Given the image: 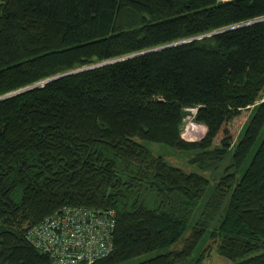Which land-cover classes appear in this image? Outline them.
<instances>
[{"label":"trees","instance_id":"trees-1","mask_svg":"<svg viewBox=\"0 0 264 264\" xmlns=\"http://www.w3.org/2000/svg\"><path fill=\"white\" fill-rule=\"evenodd\" d=\"M263 91L264 0H0V264H52L29 230L66 205L115 211L94 264H264Z\"/></svg>","mask_w":264,"mask_h":264},{"label":"built area","instance_id":"built-area-1","mask_svg":"<svg viewBox=\"0 0 264 264\" xmlns=\"http://www.w3.org/2000/svg\"><path fill=\"white\" fill-rule=\"evenodd\" d=\"M185 110L184 138L201 139L205 134L196 130L198 107ZM114 217L113 209L66 205L33 226L29 236L51 254L52 264H94L114 250Z\"/></svg>","mask_w":264,"mask_h":264},{"label":"rangeland","instance_id":"rangeland-1","mask_svg":"<svg viewBox=\"0 0 264 264\" xmlns=\"http://www.w3.org/2000/svg\"><path fill=\"white\" fill-rule=\"evenodd\" d=\"M213 33L214 32H211L208 34H213ZM39 83H42V81ZM26 89L27 88H22V89H20L19 92L25 91ZM11 94H6L2 98L7 97ZM262 94L264 95V91L262 92ZM2 98L0 97V99H2ZM254 107H255V105L251 106L249 109L245 110L242 115H239L238 117L233 119V121H231L228 124V128L230 129V131L232 133L233 143H236L240 140L242 132H244V130L246 129L245 126H246L247 122L250 120V114L253 111ZM195 120H197V119H195ZM197 127H198L196 129L197 131L200 130L203 134L206 133L207 126L204 123L197 121ZM221 137H222V135L220 137H218V140H216V143L220 142ZM192 141H195V140H192ZM146 144H148L150 146V148L155 153L163 155L167 160H169L170 163H172L175 166H179V167H181L184 170L189 171V172L196 171V172H201L205 175L211 176V173H209V172L207 173L206 171L202 170L197 162L191 161V158L195 155L194 153H191L189 151L179 150V149L174 148L173 146L162 144V143L146 142ZM209 243L212 245L211 249H208L207 251L203 250V249H206L210 245V244L208 245V243H206L205 245H203L200 248L197 247V249L195 250V256H197L198 254L201 255V253H203V251H205L204 257L201 260L200 264H235L232 260L226 258L225 256H223L222 254L219 253V250L217 248V244L215 242L211 243L209 241ZM182 244L183 243L181 241L175 247H181ZM156 253L157 252L147 254L143 257L134 259L130 263L138 262L142 259H146L148 257L154 256Z\"/></svg>","mask_w":264,"mask_h":264},{"label":"water","instance_id":"water-1","mask_svg":"<svg viewBox=\"0 0 264 264\" xmlns=\"http://www.w3.org/2000/svg\"><path fill=\"white\" fill-rule=\"evenodd\" d=\"M234 27H236V26H234ZM220 31V30H219ZM219 31H214V33H216V32H219ZM87 68V67H86ZM89 68V67H88ZM82 69H85V68H82ZM82 69H80V70H82ZM59 76H61V75H58V76H55V77H53V78H51V79H54V78H57V77H59ZM51 79H49V80H51ZM30 87H32V86H29V87H27V88H30ZM19 92V91H18ZM2 98V97H1Z\"/></svg>","mask_w":264,"mask_h":264},{"label":"bare ground","instance_id":"bare-ground-1","mask_svg":"<svg viewBox=\"0 0 264 264\" xmlns=\"http://www.w3.org/2000/svg\"><path fill=\"white\" fill-rule=\"evenodd\" d=\"M60 77V76H59Z\"/></svg>","mask_w":264,"mask_h":264}]
</instances>
